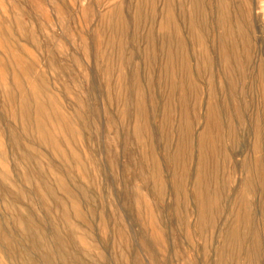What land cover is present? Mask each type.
<instances>
[{
    "label": "rangeland",
    "instance_id": "1",
    "mask_svg": "<svg viewBox=\"0 0 264 264\" xmlns=\"http://www.w3.org/2000/svg\"><path fill=\"white\" fill-rule=\"evenodd\" d=\"M0 264H264V0H0Z\"/></svg>",
    "mask_w": 264,
    "mask_h": 264
}]
</instances>
